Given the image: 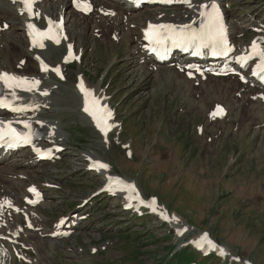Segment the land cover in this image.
Segmentation results:
<instances>
[{
	"label": "rangeland",
	"instance_id": "374dc122",
	"mask_svg": "<svg viewBox=\"0 0 264 264\" xmlns=\"http://www.w3.org/2000/svg\"><path fill=\"white\" fill-rule=\"evenodd\" d=\"M49 4L45 8L50 7ZM231 8L239 18L229 12V16L232 14L230 20L236 21L235 28L239 25L249 27L247 21L251 17L247 16L258 14L264 18V0H233ZM175 10L179 8L169 11ZM157 14L147 11L142 19ZM65 17L71 30L69 34L77 41V46L82 41L79 47L82 46L84 55L81 64L67 67V81H54L58 91L51 94L59 103L53 106L56 111L50 112V117L60 119L63 127L72 134L69 136L71 142L65 141L71 148L57 164L55 172L59 175L55 179L64 186V192L57 196L64 198V202L54 198L53 204H59L48 209L52 216L50 222L63 213L74 211L80 194L92 191L90 196L97 190L94 188L99 184L98 176L84 172L76 154L78 149L85 148L109 160L114 167L113 172L136 179L147 196L158 195L164 204L193 225L194 232L209 230L233 254L251 259L255 264H264V122L250 113L254 109L264 111V105L256 101L253 91H249L254 87L245 91L249 96L253 95L251 98L247 96L244 103H232L227 117L212 121L207 111L214 105L213 101L223 102L225 95L227 99L232 94L237 99L241 96L230 90L231 82L210 76L203 81L206 86L212 83V89L213 86L216 88L205 92L204 85L199 87L196 81L185 84L189 81L178 75L165 83L153 76H143L145 73L128 59L135 43L129 45L125 41L129 47L122 43L115 45L107 35L104 37L106 43L100 42L99 32L93 35L92 29H85L87 23H75L67 14ZM137 32L140 33V29ZM246 35L251 41L255 34L246 32L239 36L236 33L233 41L236 45L245 44L239 40ZM6 48L11 51L17 49L11 45H6ZM58 49L49 50L52 60L60 58ZM0 58H6V54H1ZM8 60L13 67L10 57ZM82 71L90 84L96 86L102 82L101 86L111 93V100L118 109L124 129L120 136L113 133L111 149L101 144L98 134L82 117L80 98L74 89L75 77ZM178 78L182 85L176 81ZM232 80L235 91V82L238 81ZM226 87L228 92L224 90ZM250 100L256 101L258 107L247 102ZM199 125L203 126L200 134L197 132ZM131 140L135 152L133 159L127 158L125 149L117 144ZM52 169L46 174L43 172L44 177L53 176ZM54 192L51 191L52 194ZM121 203L118 199H99L93 209L92 220L86 219L85 223H88L79 227H84L82 234L79 233V241H75V235L62 241L63 247L58 249H52L47 243L46 250L41 252L42 257L48 264H164L174 248L183 246V250H192L177 242L168 226L150 216L132 217L122 210ZM40 209L47 212L45 207ZM45 222L49 224L48 220L40 224L45 225ZM22 230L16 229L15 235ZM110 241L114 244L103 250L102 244ZM91 245L97 246L100 252L92 254ZM71 247L72 250H68ZM191 256L194 259L189 262ZM189 257L185 259L177 254L168 264H231L229 259L202 258L198 253Z\"/></svg>",
	"mask_w": 264,
	"mask_h": 264
},
{
	"label": "bare ground",
	"instance_id": "6f19581e",
	"mask_svg": "<svg viewBox=\"0 0 264 264\" xmlns=\"http://www.w3.org/2000/svg\"><path fill=\"white\" fill-rule=\"evenodd\" d=\"M93 1L96 5V8L88 16L82 15L76 10V5L78 3L77 0H52V2L50 3L51 8H49L48 11H44V12H46L52 16L55 15L56 18H62L64 20H67V18L65 17L66 14L70 15V17L71 18L73 17V19L75 20V23L77 21L87 23V24H85L86 30L88 28L96 30V28L100 27V25L102 23L104 24L105 27L107 25H110V27H109L110 29L107 28L106 31H109L110 33H112L116 37H118V42H114L111 39L110 42L112 44L120 45L123 41H126L129 44L133 43V42L135 43V46L132 48L129 58L128 57L127 58L131 60V63L134 64V67L138 66V68H140V72L143 71L145 73V74H143V76L144 75L146 77L153 76V77L159 79L160 81H163L164 83L173 79L174 75H178L179 77L182 78L181 75H183L184 73H183V70L181 69V67L174 66L173 69H165L168 65L156 66L152 62V60L148 57V54L146 52L147 48H146V45L143 41L144 37H145L143 30H144V28L148 27V25H147L148 20H151L154 22L179 21L182 23L192 24V23H194L200 19V12L202 10V6L204 5L205 2H209L210 0H192L191 5H188L185 8L186 9L185 12L175 11L174 13L166 12L165 14H163L164 12L160 11L156 16H153V17L149 16V19L148 18L142 19V16L144 15L145 11L147 12V11H149V9H146L145 11L142 10L141 12H135V11H131V10H126V9L120 7L118 4L111 2L109 0H93ZM40 8L42 9V6ZM160 8H163V7H156L155 9H160ZM164 9H168V7H164ZM228 9H230V8H227V10H226L227 14L226 15L230 21L231 38L233 40V37L236 33H237V35L239 34V36H243L244 33H246L249 28L247 26L242 27L241 25H239L235 28L236 21L232 22V20H230V17L232 14H230V16H229V10ZM106 11H111V14L109 17L104 16V12H106ZM136 11H139V10H136ZM132 12H134V13H132ZM160 14H163V15H160ZM0 21L7 22L11 25V27L9 29L10 31H7V30L6 31L5 30L0 31V55L6 54V58H4V59L0 58V69L11 68V69L16 70L20 73H23V75H25V76H27L26 74H36V73H32L30 71V67L28 66V63L29 64L32 63V61L30 60L32 53L29 52L31 44L26 39V31H25V22L27 21L26 15L24 13L19 12L11 0H0ZM132 24L134 26H132ZM253 25H257V23H253ZM79 26H81V25H79ZM79 26H77V28ZM139 29H140V33L137 32ZM68 31L70 32L71 30L68 28ZM136 35H137V39H136ZM253 38H257L261 42L262 47L264 48V32H262L260 34H255L254 36L251 37V40ZM99 41L103 42V43L105 42L102 40H99ZM81 43H82V41H79L80 45H81ZM127 43H126V45H127ZM249 44H250V42L248 44L245 43L242 45H236L234 42V46L236 47L237 50H242L245 47H247ZM6 45H11V47L17 48V49L11 51L8 48H6ZM50 49H54V47L53 48L49 47V49L44 52V55L47 59H51V56H52L49 53ZM8 57H10L11 62L13 63V67H10L11 63L9 62ZM26 57L29 59L27 61V65L21 66L22 60L26 59ZM154 66H156V68ZM182 79L187 80L185 78H182ZM147 80H148V78H147ZM176 81L180 82V85H182V81L180 79L176 80ZM252 82H253V80H251L248 84L253 85ZM205 84H206L205 81H203L202 86L204 85L203 88L205 91H210V90L214 91V89L216 88L215 86H213V89H212V87H211L212 83L209 86H206ZM28 85L29 84L21 85L18 87H11V88L8 86V87H6L5 91H6V94L11 98L18 99L21 102H28L29 104H32V105H40L41 109L38 111L37 116H38V119L45 122V126H43V127H46V133H47L46 142H47V144L49 146H51L52 145L51 140H54L55 143L57 142V143L63 144L62 142L65 140V137L68 136L67 135L68 133L64 130V128L61 125H59V120L47 119L49 113L53 112L52 110L48 109V107L52 104L54 105L55 101L53 102V100H51V97H49L50 94L48 96H41V95H38L37 92H25V91H27ZM50 86H52V85H50ZM96 86H98V85H96ZM252 87H254V88H250L249 91H253V95L257 94L258 88L255 85H253ZM152 88H154V87H152ZM49 89H48V87H45L43 90H49ZM224 90H226V92H228L227 87ZM253 95L249 96V94L244 91L241 94V96L239 95L240 96L239 99L234 97V94H232V96L230 95L231 100H230V98L227 99L226 95H225V97L223 96L224 99H222V100H223L224 104L228 105V107H229L231 105L232 99L235 100V102H237V101L244 102L247 100V98H246L247 96H249V98H251ZM54 100H56V99L54 98ZM256 101L258 103H261L257 99V97H256ZM256 101H253L255 106H257ZM57 103H59V102H57ZM252 108H254V107H252ZM213 109L211 110V112L213 111ZM231 113H232V109H231ZM250 113L252 115H254V117L256 116V118L257 117L263 118V116H264V113L262 110L256 111L254 109L253 111L250 110ZM55 126H58L57 134L53 135L52 132L50 133V130L55 128ZM16 157H18V159L14 160V162H7L4 164H0V230L2 231V233H0V235H5V236H6V233L3 232V229L5 228V226H3L4 222L7 223L8 231H11L14 235H15L16 229L22 230L23 227L20 225L19 222H17L16 220L9 217L8 212L10 210H7L4 208V201L10 200L12 202V204L24 208V199L31 197L27 192V187L34 184V183H29L31 181V178H32L31 175L35 172H38V173L45 172V174H46V171L48 170L46 168V166L40 167V166H42L48 162H42V163L38 162L37 163L36 162V156L29 150L18 153L16 155ZM92 164L94 165L95 163H92ZM35 167H38V168H35ZM32 169L35 171H32ZM56 171H57V166L53 165L52 172L55 173ZM47 183H53V182L49 181ZM42 184H44V182ZM19 189H21L22 191H20ZM49 190H51V188H49ZM49 190L46 189L47 195L44 196L45 201L40 205L42 209H44V207L46 208V206L53 207L54 205L57 204V203L53 204V200L55 201V199H54L53 195H50L51 193H48ZM88 197H86V198H88ZM86 198H84V199H86ZM49 199H52V201L50 202ZM85 208L87 209L88 206H86ZM3 214H5V216H2ZM85 214H86V211H84V209L77 211L76 213H74L71 216V218L68 221V224H73L77 220H80ZM15 217L18 218V215L15 214ZM30 219H31V223L29 225L35 226V227H40L42 233H44L45 230L50 226L46 222H45V225L40 224L42 221H47L48 219L43 214H39V212L37 214H31L30 217L29 216L27 217V220H30ZM86 219H88V218H86ZM174 223L181 225V226H184L179 221L174 222ZM81 226H78L75 229H72V228L66 229L65 232L66 233H71L73 231L75 232ZM41 236L44 237L43 235H41ZM55 240H57V239H55V238L52 239V241H54V242H55ZM3 243H4V241L0 240V261H1L0 264H8L9 253H8L7 249L2 247ZM7 246H9V245L7 244Z\"/></svg>",
	"mask_w": 264,
	"mask_h": 264
},
{
	"label": "snow or ice",
	"instance_id": "6c2138e0",
	"mask_svg": "<svg viewBox=\"0 0 264 264\" xmlns=\"http://www.w3.org/2000/svg\"><path fill=\"white\" fill-rule=\"evenodd\" d=\"M190 4V0H186ZM21 3L24 5V7L21 9V12L27 11L29 16L32 15H38L33 12V3L34 0H21ZM77 7L80 8L81 11H90L91 6L87 2V0H80L79 3H77ZM107 14V13H106ZM53 25L54 22L49 20V28L46 32H41L39 29L35 28V25L29 24L28 28L30 29L29 35L33 37V43L34 45L36 43H40V46L43 47V43L37 40V37L40 38H47L54 40L57 44L60 42L59 38L53 33ZM56 28H59L60 25L56 24ZM145 38L150 41V43L153 45L151 50L153 52H158L160 48H165V45L168 41L172 42V45L175 47H182L185 51L188 49H194L193 55H200L202 54V50L205 48H211L212 55H225L227 54L228 46H227V40L224 34V27L222 23V19L219 13V9L216 7L215 4L212 5V12L208 14L207 16V23L202 24L201 28L197 31L196 29L191 28L189 25L182 26L180 28H177L173 25H152L150 24L148 29L145 32ZM252 55L253 56H259L261 63L257 65V71L253 72V75H258L261 80H264V75H260L261 73H264V48H258L256 42H253L252 45ZM166 51V48H165ZM71 46H69V55H71ZM251 56H241L238 58V62L241 63L243 66L248 59H251ZM43 65V62H42ZM43 69L47 70V66L43 65ZM55 71L57 74L60 73V69L56 68ZM191 74V73H190ZM241 79H244V77H241ZM0 80H2L5 84H7L10 88L11 87H18L21 85H27L29 82L26 78H19L15 76H10L7 73H0ZM39 84V81H33L31 82V85L27 88L28 91H31L33 87H36ZM81 91L84 93L85 96V107L84 111L89 113V115L93 116V119L97 122V127L100 128V130L107 135V131L111 127L107 123L108 118H110V111L107 109H103L104 115L99 116L97 113L101 111V106L99 105L98 99H96L93 94L84 87L83 83L79 85ZM46 94V93H45ZM91 98V99H90ZM0 106H8L5 104L3 100H0ZM95 109V110H93ZM13 111H23L24 109H17L13 108ZM222 111L219 106L217 109V112ZM217 113H213V117H215ZM25 127H29V125L26 123ZM7 136L9 138L8 146L12 147L15 146L18 143H31V137L30 135H25L22 133L16 132L9 123L7 126V130L5 131L3 127V122H0V140H3ZM37 152H39V149H35ZM96 170L99 171L100 169H107V165L95 162ZM109 184L107 187L108 191H113V184L116 185H124L123 188L120 190H127L129 188H134L132 185L125 184L124 181L120 180L119 178H112L109 177ZM29 191L36 192L34 188L30 189ZM38 195V193H37ZM129 199H132V197H129ZM9 206H11V202H6ZM138 203L140 205H144L148 207L152 211H156L155 200L153 199L151 202H145L142 199H138ZM128 206H132L129 204ZM18 211V209H17ZM165 219H168L167 216H164ZM31 226V225H29ZM202 240L208 247L215 248L216 246L212 243L211 240L208 239L207 235L205 234L204 237H202ZM203 246V245H198ZM223 253L222 249H219Z\"/></svg>",
	"mask_w": 264,
	"mask_h": 264
}]
</instances>
